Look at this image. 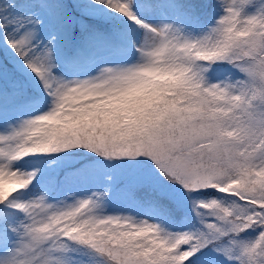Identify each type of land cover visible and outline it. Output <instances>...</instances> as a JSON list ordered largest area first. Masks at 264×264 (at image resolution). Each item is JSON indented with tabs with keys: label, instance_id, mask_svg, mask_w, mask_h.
I'll return each mask as SVG.
<instances>
[{
	"label": "snow or ice",
	"instance_id": "obj_1",
	"mask_svg": "<svg viewBox=\"0 0 264 264\" xmlns=\"http://www.w3.org/2000/svg\"><path fill=\"white\" fill-rule=\"evenodd\" d=\"M264 264V0H0V264Z\"/></svg>",
	"mask_w": 264,
	"mask_h": 264
}]
</instances>
